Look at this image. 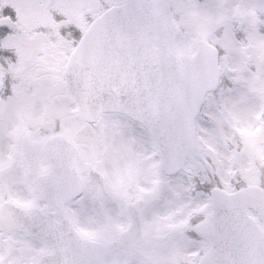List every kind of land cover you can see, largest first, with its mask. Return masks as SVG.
<instances>
[{
  "label": "snow or ice",
  "instance_id": "snow-or-ice-1",
  "mask_svg": "<svg viewBox=\"0 0 264 264\" xmlns=\"http://www.w3.org/2000/svg\"><path fill=\"white\" fill-rule=\"evenodd\" d=\"M0 264H264V0H0Z\"/></svg>",
  "mask_w": 264,
  "mask_h": 264
}]
</instances>
